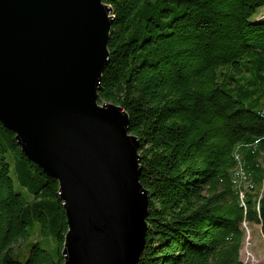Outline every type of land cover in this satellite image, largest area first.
Returning a JSON list of instances; mask_svg holds the SVG:
<instances>
[{
    "label": "trees",
    "instance_id": "obj_1",
    "mask_svg": "<svg viewBox=\"0 0 264 264\" xmlns=\"http://www.w3.org/2000/svg\"><path fill=\"white\" fill-rule=\"evenodd\" d=\"M105 2L99 102L128 112L150 204L137 264H248L244 224L264 235V0ZM67 230L59 182L0 122V264H63Z\"/></svg>",
    "mask_w": 264,
    "mask_h": 264
},
{
    "label": "water",
    "instance_id": "obj_2",
    "mask_svg": "<svg viewBox=\"0 0 264 264\" xmlns=\"http://www.w3.org/2000/svg\"><path fill=\"white\" fill-rule=\"evenodd\" d=\"M112 25L105 0H0V122L59 182L63 264H137L147 242L140 140L99 102Z\"/></svg>",
    "mask_w": 264,
    "mask_h": 264
},
{
    "label": "rangeland",
    "instance_id": "obj_3",
    "mask_svg": "<svg viewBox=\"0 0 264 264\" xmlns=\"http://www.w3.org/2000/svg\"><path fill=\"white\" fill-rule=\"evenodd\" d=\"M264 13V6H260L257 12L251 17V20H256ZM246 230V238L241 249V258L242 260L246 259L248 254L251 255V259L249 260L248 264H260L264 263V235L261 232L260 225L256 223H252L250 225H245ZM30 238H34L31 236ZM25 240H21L15 248H21L22 244H24ZM26 243V242H25ZM28 243V242H27ZM53 245L55 244L52 241ZM53 245H46L44 246L50 250L53 249Z\"/></svg>",
    "mask_w": 264,
    "mask_h": 264
},
{
    "label": "built area",
    "instance_id": "obj_4",
    "mask_svg": "<svg viewBox=\"0 0 264 264\" xmlns=\"http://www.w3.org/2000/svg\"><path fill=\"white\" fill-rule=\"evenodd\" d=\"M251 255H252V254H248V255L246 256V259H245L244 261L248 263L249 260L251 259Z\"/></svg>",
    "mask_w": 264,
    "mask_h": 264
}]
</instances>
